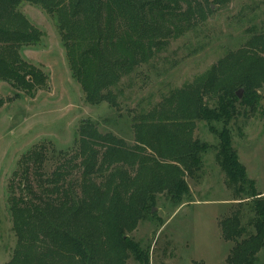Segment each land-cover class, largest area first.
Here are the masks:
<instances>
[{
  "label": "trees",
  "instance_id": "1",
  "mask_svg": "<svg viewBox=\"0 0 264 264\" xmlns=\"http://www.w3.org/2000/svg\"><path fill=\"white\" fill-rule=\"evenodd\" d=\"M231 2L0 0V82L27 97L47 83L21 56L41 38L18 12L28 3L56 18L85 103H105L119 118L123 77L204 22L211 6ZM251 33L154 108L128 112L132 145L86 120L70 149L42 144L23 154L7 186L15 246L6 264H150L149 248L129 235L154 216L159 196L173 207L189 196L186 179L199 180L209 149L194 137L199 123L219 140L216 160L235 197V208L218 218L222 239L232 244L224 263L256 264L264 251V196L247 178L228 128L238 106L264 117V30Z\"/></svg>",
  "mask_w": 264,
  "mask_h": 264
},
{
  "label": "rangeland",
  "instance_id": "2",
  "mask_svg": "<svg viewBox=\"0 0 264 264\" xmlns=\"http://www.w3.org/2000/svg\"><path fill=\"white\" fill-rule=\"evenodd\" d=\"M210 9L204 22L171 39L148 64L123 77V96L119 98L123 114L118 118L105 103L92 107L85 103L80 86L72 79L56 18L28 3L18 8L41 34L37 45L23 49L22 59L44 74L47 83L33 97H27L0 82V98L5 101L0 108V264L10 260L15 246L7 186L23 154L42 144H51L56 150L70 149L81 121L86 120L100 133L110 132L132 145L128 112L154 108L172 90L192 82L227 53L240 48L252 30H264V0H232ZM237 111L228 126L231 146L247 178L264 196V117L239 106ZM216 128L220 130L221 125ZM194 137L209 149L199 180L186 179L189 196L174 207L159 196L151 210H156L154 216L129 235L142 249L149 248L150 264H225L230 252L232 244L222 239L218 218L236 205L216 160L219 140L205 123L197 125ZM256 264H264V251L258 254Z\"/></svg>",
  "mask_w": 264,
  "mask_h": 264
},
{
  "label": "water",
  "instance_id": "3",
  "mask_svg": "<svg viewBox=\"0 0 264 264\" xmlns=\"http://www.w3.org/2000/svg\"><path fill=\"white\" fill-rule=\"evenodd\" d=\"M241 95H242L241 90H238L237 96H238L239 99L241 98ZM154 211H156V210H153L152 212H154Z\"/></svg>",
  "mask_w": 264,
  "mask_h": 264
}]
</instances>
